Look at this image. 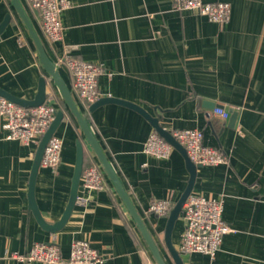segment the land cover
Here are the masks:
<instances>
[{
  "label": "crops",
  "instance_id": "1",
  "mask_svg": "<svg viewBox=\"0 0 264 264\" xmlns=\"http://www.w3.org/2000/svg\"><path fill=\"white\" fill-rule=\"evenodd\" d=\"M230 5L226 23L211 22L191 11H177L173 0H70L61 13V42H50L39 13L18 0H0V89L33 100L39 79H46V101L64 118L54 133L61 140L55 169L40 166L34 200L46 224L58 222L69 201L76 161V141L83 145V170L96 168L106 183L89 191L79 183L77 200L66 224L44 230L29 207V182L35 145L4 140L0 120V264L24 263L38 243H54L67 259L71 244L87 241L101 264H158L134 220L89 146L60 91L45 72L32 33L64 82L105 159L119 179L136 214L165 264H175L165 246L168 217L149 214L154 200L173 205L190 175L183 156L172 149L165 159L144 153L155 131L137 111L104 104L93 111L82 102L64 54L101 64V98L134 104L159 118L164 130H198L205 146L220 150L226 164L198 166L191 193L222 202V220L231 228L213 259L178 252L185 221L179 215L171 244L182 264H264V0H202ZM220 107L226 120L214 114Z\"/></svg>",
  "mask_w": 264,
  "mask_h": 264
},
{
  "label": "built area",
  "instance_id": "2",
  "mask_svg": "<svg viewBox=\"0 0 264 264\" xmlns=\"http://www.w3.org/2000/svg\"><path fill=\"white\" fill-rule=\"evenodd\" d=\"M37 10L45 36L50 42L62 41L61 13L71 5L70 0H26ZM177 11H191L207 17L211 22L226 23L230 17V5L225 2L208 3L202 0H173ZM61 63L69 70L79 99L92 105L100 99L98 78L103 73L101 64L70 58L67 54ZM56 110L50 104L25 108L0 97V120L5 131L4 140L19 141L24 146H37L55 118ZM214 114L221 120L228 113L220 107ZM173 139L184 149L186 157L195 166H218L226 164L227 157L220 150L205 146L203 133L198 130H173ZM62 143L56 136L48 140L40 166L55 169L60 161ZM173 147L153 131L144 144V153L156 159L167 158ZM80 182L89 191L103 190L106 183L96 168L82 171ZM173 204L168 200L152 201L147 211L156 217H168ZM222 202L190 193L186 198L181 216L185 221L178 252L183 255L202 254L213 259L219 252L224 235L231 228L222 220ZM11 258L24 263L40 264H101L100 256L87 241L76 240L71 244L67 259L61 256L54 243L35 244L26 255L11 254Z\"/></svg>",
  "mask_w": 264,
  "mask_h": 264
},
{
  "label": "water",
  "instance_id": "3",
  "mask_svg": "<svg viewBox=\"0 0 264 264\" xmlns=\"http://www.w3.org/2000/svg\"><path fill=\"white\" fill-rule=\"evenodd\" d=\"M11 1H12L13 6L16 8V10L21 14V16H23L21 8L18 4V0H11ZM9 21H10V16L6 15L4 17V19L2 20V22L0 23V35L3 33L4 29L9 24ZM32 36H33L35 43L37 45V48L39 50V60H40L41 65L43 66L45 72L51 77L54 85L58 88V90L60 91L64 101L66 102L71 114L77 120V122L80 126V129H81L83 135L85 136L89 146L95 152L96 156L98 157L99 161L101 162V164L103 166L105 173L109 177V179L112 182V184L114 185L118 195L120 196L123 203L125 204L128 212L130 213L132 219L134 220V222L136 224L138 231L140 232L142 238L144 239L150 253L153 255V257L155 258V260L157 261L158 264H165L163 262L161 256H160V254H159V251H158L156 244L154 243L150 234L146 230L141 219L136 214V211L132 207L125 191L122 188V185H121L119 179L115 175L111 166L109 165V163L105 159L104 155L102 154L100 148L98 147L97 142L94 139V136L92 135L89 127L87 126L86 121L82 118L80 113L77 111L76 106L74 105V103L70 97L69 91L66 88L64 82L60 78L58 72L55 71L54 65L47 58L46 54L44 53V51L42 49V46L40 45V43L38 42V40L36 39V37L34 36L33 33H32ZM46 85H47L46 79L44 77L40 78L39 83H38V90H37V93H36L35 97L33 98V100H24L21 98H17L15 96H12L11 94L1 90V89H0V97H3L5 99H7V100H9V101H11L17 105L25 107V108L38 107V106L45 104V101H46V94H45ZM111 103L128 107V108L133 109V110L137 111L138 113H140L144 118H146V120H148L150 122V124L155 129L156 133L161 138H163L166 142H168L174 149H176L178 152H180V154L183 156V158L185 160L186 167H187V170L189 172L190 178H189V181H188V184H187V187H186L184 193L182 194L180 199L176 202V204L173 206V208L171 209V211L168 215L167 223H166V227H165V232H164V239H163L165 246H166L173 262L175 264H182L181 259L178 255L177 251L173 248V246L171 244V233H172L174 224L177 221V219L181 213L182 206H183L186 198L189 196V194L192 191V187H193V184H194V181L196 178V169L198 166H195L193 163L190 162V160L186 157L184 149L173 139L170 132H168V131L164 130L162 127H160L159 118L152 117L150 114H148L147 112H145L144 110H142L138 106L131 104L129 102L114 99V98H101L97 102H95L94 104L90 105L89 110L93 111L94 109H96L97 107H99L101 105L111 104ZM63 118H64V113L62 111L56 112L55 118H54L52 124L50 125L48 130L45 132V134L42 136V138L40 139V142L37 145L36 150H35V155H34L31 175H30V182H29L28 196H29L30 210L33 212L34 217L36 218V220L38 221L40 226L44 230H46L48 232H52V233L60 230L68 221L70 214H71V212L74 208V205L76 203V200H77V191L79 188L80 177H81V174L83 171V158H84V156H83V145L80 143V141H76V161H75L74 172H73V177H72L70 197H69L67 207H66L61 219L58 222H56L55 224H52V225L46 224L43 221V219L41 218L39 211L37 209L35 200H34V183H35V179H36L38 169L40 167V162L42 159V155H43L45 146H46L48 140L50 139V137L54 135L55 131L59 127Z\"/></svg>",
  "mask_w": 264,
  "mask_h": 264
},
{
  "label": "trees",
  "instance_id": "4",
  "mask_svg": "<svg viewBox=\"0 0 264 264\" xmlns=\"http://www.w3.org/2000/svg\"><path fill=\"white\" fill-rule=\"evenodd\" d=\"M181 215V214H180Z\"/></svg>",
  "mask_w": 264,
  "mask_h": 264
}]
</instances>
